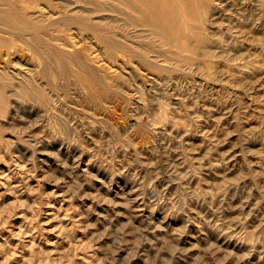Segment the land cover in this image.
I'll return each mask as SVG.
<instances>
[{
	"label": "rangeland",
	"instance_id": "1",
	"mask_svg": "<svg viewBox=\"0 0 264 264\" xmlns=\"http://www.w3.org/2000/svg\"><path fill=\"white\" fill-rule=\"evenodd\" d=\"M140 1H0V264H264V0Z\"/></svg>",
	"mask_w": 264,
	"mask_h": 264
},
{
	"label": "bare ground",
	"instance_id": "2",
	"mask_svg": "<svg viewBox=\"0 0 264 264\" xmlns=\"http://www.w3.org/2000/svg\"><path fill=\"white\" fill-rule=\"evenodd\" d=\"M0 1H2V0H0ZM155 1H157V0H155ZM159 2H160V0H158ZM141 3H142V6H143V8H145L146 10H148V12L151 14L152 13V16H155V17H157V15L159 14V11H157V15H156V13H155V10L157 9L155 6H157L158 4H153V2H152V0H141L140 1ZM162 2H163V7H166L168 4H167V2H166V0H162ZM162 5V4H161ZM1 7V6H0ZM158 7V6H157ZM0 10H1V8H0ZM45 10H47L46 8H40L39 9V13H41V14H43V13H46V14H48L47 13V11H45ZM20 15H22V16H24L25 14L24 13H20ZM52 17V16H51ZM154 17V19H156ZM162 17V16H161ZM173 18V17H172ZM8 19H11V18H9L8 17ZM157 20H158V18H157ZM178 28V27H177ZM177 28L175 27V30H177ZM171 29L170 28H168V31L169 32H171L172 33V31H170ZM174 30V31H175ZM176 36H178L177 34H175ZM5 51V50H4ZM6 57H7V53L5 52V54H4V52H3V56L2 57H0V70H2V69H5V67H6V63H5V60H6ZM92 60V59H91ZM93 60H95V57L93 58ZM101 68H105V66H103L102 64H101Z\"/></svg>",
	"mask_w": 264,
	"mask_h": 264
}]
</instances>
